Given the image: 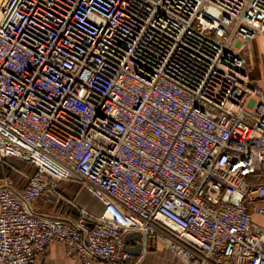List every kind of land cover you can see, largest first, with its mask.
<instances>
[{
	"label": "built area",
	"instance_id": "1",
	"mask_svg": "<svg viewBox=\"0 0 264 264\" xmlns=\"http://www.w3.org/2000/svg\"><path fill=\"white\" fill-rule=\"evenodd\" d=\"M260 34L264 0H0V264L55 243L82 264H142L155 239L184 264H264V206L249 207L264 184L248 182L264 98L244 60ZM75 180L100 212L32 213Z\"/></svg>",
	"mask_w": 264,
	"mask_h": 264
},
{
	"label": "crops",
	"instance_id": "2",
	"mask_svg": "<svg viewBox=\"0 0 264 264\" xmlns=\"http://www.w3.org/2000/svg\"><path fill=\"white\" fill-rule=\"evenodd\" d=\"M244 60H245L246 65L248 66L249 74L255 86L261 91V93L263 94V98H264V34H260L252 42L250 47L244 52ZM22 180L23 181L20 180V183L14 180L15 190L17 192H21L25 187V180L24 179ZM248 182L250 185L264 184V167L255 168V170H253L250 173L248 177ZM63 184H66V183H63ZM88 195L90 196V194ZM88 195L85 194V197H83V199L89 198ZM47 198L49 197L47 196L41 197L32 206V213L44 219L58 218V219L70 220L68 218H65L64 216L53 213L51 211L52 208H49V204L51 205L61 204V199H63L61 195H59L57 201L49 198L50 202H48L46 201ZM93 201L96 202L95 199H93ZM256 206H264V203L263 204L262 203H250L249 204L250 208L256 207ZM81 208H86L87 210H89L87 207L81 206L78 210L79 216H80ZM76 220H73V221H76ZM252 224L254 226L264 228V215L253 214ZM136 245H137V242L132 241L128 244V247L134 248L136 247ZM37 264H82V263L79 260L68 258L66 254V248L62 244L55 243V244H52L48 248V250L45 252V254H43V256H41L38 259ZM128 264H133V263H128ZM142 264H184V263L176 259L174 255L172 254V252L166 249V247L163 245V243L160 240L155 239L153 241V244L152 243L149 244L147 248V254L142 260Z\"/></svg>",
	"mask_w": 264,
	"mask_h": 264
},
{
	"label": "rangeland",
	"instance_id": "3",
	"mask_svg": "<svg viewBox=\"0 0 264 264\" xmlns=\"http://www.w3.org/2000/svg\"><path fill=\"white\" fill-rule=\"evenodd\" d=\"M10 164L15 170L24 172L27 175H32L34 173V168L26 164L25 161L23 160L12 159ZM17 171H13V172H17ZM17 173H9V174L12 176L13 181L15 180L20 183V180L21 181L23 180L22 177H20ZM60 193L61 196L63 197V199H61V204L60 205L49 204V208H52L51 211L57 215L64 216L65 218L70 217L68 219L72 221L74 219L72 218L73 215L72 216L69 215L70 211L74 210V212H76L77 214L74 215H76L75 217L78 218L77 212L81 206L87 207L90 211H93V213L100 212L99 205L95 201H93L92 197H90L86 193V191L84 190L83 183L81 181L75 180L72 183L63 184ZM85 194L88 195L89 198L83 199V197H85ZM46 201L50 202V199L47 198ZM68 210H69V214H68Z\"/></svg>",
	"mask_w": 264,
	"mask_h": 264
},
{
	"label": "water",
	"instance_id": "4",
	"mask_svg": "<svg viewBox=\"0 0 264 264\" xmlns=\"http://www.w3.org/2000/svg\"><path fill=\"white\" fill-rule=\"evenodd\" d=\"M4 178L2 167L0 166V180ZM55 200V199H54ZM132 241H136L137 245L134 248L128 247V244ZM124 247L123 250L127 252L135 253L136 255H139L142 251L143 244H142V235L140 233H129L124 237Z\"/></svg>",
	"mask_w": 264,
	"mask_h": 264
},
{
	"label": "trees",
	"instance_id": "5",
	"mask_svg": "<svg viewBox=\"0 0 264 264\" xmlns=\"http://www.w3.org/2000/svg\"><path fill=\"white\" fill-rule=\"evenodd\" d=\"M8 172L10 173V171H9V170H8ZM77 213H78V212H77ZM68 214H69V210H68ZM74 214H76V212H74V210H71L69 215H70V216H72V215H73V217H72V218H73L74 220L78 219V218H79V214H78V218H77V217H75L77 214H76V215H74ZM68 218H70V217H68Z\"/></svg>",
	"mask_w": 264,
	"mask_h": 264
}]
</instances>
